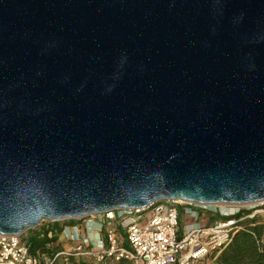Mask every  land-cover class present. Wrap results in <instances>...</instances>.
<instances>
[{"label": "water", "instance_id": "obj_1", "mask_svg": "<svg viewBox=\"0 0 264 264\" xmlns=\"http://www.w3.org/2000/svg\"><path fill=\"white\" fill-rule=\"evenodd\" d=\"M163 202L264 203V0H0V235Z\"/></svg>", "mask_w": 264, "mask_h": 264}, {"label": "built area", "instance_id": "obj_2", "mask_svg": "<svg viewBox=\"0 0 264 264\" xmlns=\"http://www.w3.org/2000/svg\"><path fill=\"white\" fill-rule=\"evenodd\" d=\"M262 205L264 203L242 207H207L163 202L146 209L94 215L85 221L84 229L79 225L63 229L62 234L74 246L61 250L44 263L70 264L71 258L82 257L96 264H119L123 261L131 264H203L209 256L229 244L237 221L230 219L209 227L194 226L181 234V207L211 210L221 218L250 212L241 219L244 220L259 216L261 211L255 209ZM219 208L225 210L217 211ZM0 264H42V259L30 254L27 235H0Z\"/></svg>", "mask_w": 264, "mask_h": 264}, {"label": "trees", "instance_id": "obj_3", "mask_svg": "<svg viewBox=\"0 0 264 264\" xmlns=\"http://www.w3.org/2000/svg\"><path fill=\"white\" fill-rule=\"evenodd\" d=\"M244 213L235 217L221 218L222 221L233 219L237 222L229 244L209 256L208 264H264V218L256 216L241 220L250 214V212ZM62 230L59 223H43L39 230L30 231L27 237L30 254L40 257L42 264H45L44 261L47 259H53L61 252L59 239ZM70 261V264H96L82 257H73ZM119 264L131 263L123 261Z\"/></svg>", "mask_w": 264, "mask_h": 264}, {"label": "crops", "instance_id": "obj_4", "mask_svg": "<svg viewBox=\"0 0 264 264\" xmlns=\"http://www.w3.org/2000/svg\"><path fill=\"white\" fill-rule=\"evenodd\" d=\"M186 216H190V222L187 224H185L183 220V218H185ZM88 219H85L83 221H67L65 223H59V224L62 229L72 228L73 226L76 225H79L84 229V226H86L85 221H88ZM219 221H222L221 217L218 214H216L214 211L202 210L199 208H191L190 206L181 207V217H180L181 234H185L194 226L209 227ZM41 227L42 225L36 230H39ZM83 233H85L84 230ZM91 233H93L92 236L93 238H95L96 237L95 232L92 231ZM59 244L61 250L70 249L74 246V243L71 242L69 239H67L66 235L63 234H61L60 236ZM203 264H207V263L204 262Z\"/></svg>", "mask_w": 264, "mask_h": 264}, {"label": "rangeland", "instance_id": "obj_5", "mask_svg": "<svg viewBox=\"0 0 264 264\" xmlns=\"http://www.w3.org/2000/svg\"><path fill=\"white\" fill-rule=\"evenodd\" d=\"M217 211H224L225 209L224 208H219V209H216ZM255 210H260L261 211V213H260V215L259 216H262L263 218H264V205H262V206H259L257 209H255ZM183 220H184V223L185 224H187V223H189L190 222V216H186L185 218H183ZM28 234V232L26 233V234H24V235H27ZM209 261H210V258H208V260H206V262L205 263H209ZM60 262L62 263L63 262V259L61 258L60 259Z\"/></svg>", "mask_w": 264, "mask_h": 264}]
</instances>
